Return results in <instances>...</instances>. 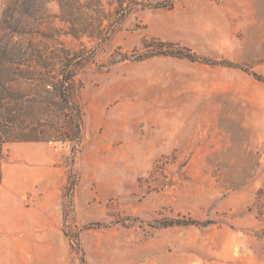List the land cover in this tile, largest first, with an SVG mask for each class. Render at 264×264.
I'll use <instances>...</instances> for the list:
<instances>
[{"label": "rangeland", "instance_id": "rangeland-1", "mask_svg": "<svg viewBox=\"0 0 264 264\" xmlns=\"http://www.w3.org/2000/svg\"><path fill=\"white\" fill-rule=\"evenodd\" d=\"M64 1L0 0L84 109L79 145L4 146L0 264H264V0Z\"/></svg>", "mask_w": 264, "mask_h": 264}, {"label": "trees", "instance_id": "trees-1", "mask_svg": "<svg viewBox=\"0 0 264 264\" xmlns=\"http://www.w3.org/2000/svg\"><path fill=\"white\" fill-rule=\"evenodd\" d=\"M58 2L61 15H64L66 3L64 0ZM15 25L18 27L20 23L16 21ZM87 31L88 24L71 28L74 36ZM55 57L26 51L20 45L17 46L14 40L9 50L0 47V168L6 144L81 143L84 109L75 93L77 64H69L66 60L58 77H53L49 70L54 65ZM40 69H46L45 74ZM24 85L26 88L39 85V88L46 89L43 90L46 94L23 92L21 88Z\"/></svg>", "mask_w": 264, "mask_h": 264}, {"label": "crops", "instance_id": "crops-1", "mask_svg": "<svg viewBox=\"0 0 264 264\" xmlns=\"http://www.w3.org/2000/svg\"><path fill=\"white\" fill-rule=\"evenodd\" d=\"M187 3H190V0H185ZM191 4V3H190ZM196 24H200V22H196ZM172 126L168 125V124H165V123H162V124H158V129H160L158 131V134H156L155 136H153V139H155V145L158 148V150L160 151H168L170 149H166V147L170 146V141L172 142V146H175V140H178L179 143L180 141L182 142V136H175V135H172V136H167L162 129H165V128H170ZM169 142V143H168ZM172 150V149H171Z\"/></svg>", "mask_w": 264, "mask_h": 264}]
</instances>
